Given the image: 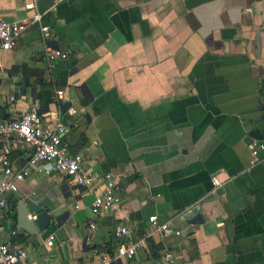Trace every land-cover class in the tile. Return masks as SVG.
Listing matches in <instances>:
<instances>
[{
	"label": "crops",
	"instance_id": "crops-1",
	"mask_svg": "<svg viewBox=\"0 0 264 264\" xmlns=\"http://www.w3.org/2000/svg\"><path fill=\"white\" fill-rule=\"evenodd\" d=\"M30 1L0 0V17L44 13L50 44L68 56L49 67L38 24L0 51V120L40 106L52 83L43 112L61 109L70 152L91 173L112 172L122 200L94 214L96 188L33 169L4 198L32 194L52 227L22 234L1 217L6 242L30 254L25 264H98L115 253L119 224L147 244L112 264H162L165 251L175 264H264V150L253 155L264 141V0ZM27 156L16 142L15 166Z\"/></svg>",
	"mask_w": 264,
	"mask_h": 264
},
{
	"label": "built area",
	"instance_id": "built-area-1",
	"mask_svg": "<svg viewBox=\"0 0 264 264\" xmlns=\"http://www.w3.org/2000/svg\"><path fill=\"white\" fill-rule=\"evenodd\" d=\"M39 0H31L27 8L36 9ZM44 13L36 12L20 21H7L0 17V51L11 50L18 43L24 31L38 24L41 32L44 54L49 67L54 66L57 58H66L67 52L50 44L51 29L43 23ZM0 69L4 68L0 66ZM63 95V90L58 91ZM15 96H11L14 100ZM71 113H76L70 108ZM70 128L63 121L61 109L53 118H49L43 112L38 103H33L19 119L0 120V264H25L30 259V254L23 248L12 249L10 244L3 239L1 217L2 211L7 208L4 198L6 192L18 190L19 182L25 180L33 169L41 168L45 173H56L61 177H69L76 185L88 189L96 188V197L92 203V212L114 213L121 203L119 183L117 177L110 171L102 174L91 173L84 167V154L71 153L69 148L68 134ZM16 142L26 147L28 156L19 166H15L11 159V153ZM264 150V141L253 145V155L257 158L259 152ZM32 218H36L35 215ZM150 221L165 233H172L173 229L169 222L159 224L156 215L150 217ZM95 227V223H90ZM177 234L180 231H175ZM15 233V232H14ZM115 235L120 239L115 253H103L100 255L98 264H112L120 259L134 257L139 249L146 247L147 239L142 237L136 241L128 240L130 228L119 224L115 229ZM54 236L47 238V245L52 246ZM176 259L170 251H165L161 257L162 264H175Z\"/></svg>",
	"mask_w": 264,
	"mask_h": 264
},
{
	"label": "water",
	"instance_id": "water-1",
	"mask_svg": "<svg viewBox=\"0 0 264 264\" xmlns=\"http://www.w3.org/2000/svg\"><path fill=\"white\" fill-rule=\"evenodd\" d=\"M43 111V110H42ZM8 229L16 228L22 234L39 235L53 225V213L40 204L32 194L16 197L7 205ZM32 214L36 218L30 217Z\"/></svg>",
	"mask_w": 264,
	"mask_h": 264
},
{
	"label": "trees",
	"instance_id": "trees-1",
	"mask_svg": "<svg viewBox=\"0 0 264 264\" xmlns=\"http://www.w3.org/2000/svg\"><path fill=\"white\" fill-rule=\"evenodd\" d=\"M43 88L41 89L39 101H40V108L46 109L49 105L53 102V95H52V83H42Z\"/></svg>",
	"mask_w": 264,
	"mask_h": 264
},
{
	"label": "rangeland",
	"instance_id": "rangeland-1",
	"mask_svg": "<svg viewBox=\"0 0 264 264\" xmlns=\"http://www.w3.org/2000/svg\"><path fill=\"white\" fill-rule=\"evenodd\" d=\"M4 241H9V238L4 235L3 237Z\"/></svg>",
	"mask_w": 264,
	"mask_h": 264
}]
</instances>
